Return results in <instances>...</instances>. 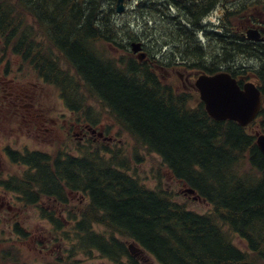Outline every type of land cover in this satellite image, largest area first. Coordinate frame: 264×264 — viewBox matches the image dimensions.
Instances as JSON below:
<instances>
[{"label":"trees","instance_id":"1","mask_svg":"<svg viewBox=\"0 0 264 264\" xmlns=\"http://www.w3.org/2000/svg\"><path fill=\"white\" fill-rule=\"evenodd\" d=\"M170 1H138L136 17L145 29L140 37L151 47L139 62L125 43L139 38V27L117 19L116 0H0V62L19 58L57 89L69 111L88 115L91 104H97L134 150L158 156L164 171L206 200L211 212L200 214L179 204L160 178L155 189L147 188L129 173L128 161L119 160L120 151L107 146L80 147L78 157L20 158L34 172L33 185L19 192L28 205L42 196L69 211L63 224L54 212L46 215L56 233L63 231L65 239L73 235L71 252L97 253L118 263L129 252L117 234L159 264H264V155L254 135L235 122L212 120L195 92L174 89L157 72L160 65H172L173 56L179 66L208 75L235 58L242 60L233 49V14H225L228 26L220 39L211 33L207 52L198 36L206 31L201 21L216 0L207 5L197 0L175 12ZM237 1L235 19L264 23V0ZM163 14L166 21L157 24ZM163 46L172 47L166 62ZM244 52L264 73V49ZM68 193L88 200L78 219L69 209ZM94 226L104 227L108 236ZM231 234L244 241L245 251L232 243Z\"/></svg>","mask_w":264,"mask_h":264},{"label":"rangeland","instance_id":"2","mask_svg":"<svg viewBox=\"0 0 264 264\" xmlns=\"http://www.w3.org/2000/svg\"><path fill=\"white\" fill-rule=\"evenodd\" d=\"M138 1L140 0H127L125 2V12L123 15H117V19L119 21L122 20L123 22L131 23L132 28H137L136 26L138 25L139 30L137 29L136 33L139 34V38H135V40L131 39L129 41L125 40V43L130 45L132 41H140L143 39L142 41L147 47V50H145L148 53L149 50H151V47L149 46L150 42L147 39L140 37L143 36L141 33L145 32V29L141 30L143 20L139 16L136 17V7ZM242 1L243 0L239 2ZM235 2L238 1L235 0ZM239 5H235L236 8H238ZM218 15L219 14L214 15V26L217 25V20L219 19ZM161 18L162 20L157 19V24H161L160 21L163 22V20H165V16H162ZM154 23L155 22H149L148 24L152 26ZM235 24L242 26L246 23L235 19ZM200 35L202 39L201 45L206 48L207 52L211 51L213 45L211 35L208 33L207 35L204 33ZM170 49H172V47H170ZM163 52L170 55V53H167L166 49ZM116 54H118V52H116ZM119 55H121V52H119ZM13 60L15 62V72L17 69L29 71L30 74H27H29L28 76L31 78L30 81L32 84L37 86V92L39 93L41 101L45 104L48 115L55 119L57 122L56 129L58 128L59 131H61L56 132L58 138L48 140L47 142H41V140L35 136H24L26 145L30 150L39 149L49 153L50 155H54L58 151H65L69 153L76 152L83 146L91 145L93 149H95L96 146H107L112 151H120L119 160L128 161L130 170L129 173L137 177L147 188L155 189L157 185V178H160L162 184L175 194L174 200L176 202L179 204H185L187 208L197 213L204 214L211 212V206L208 203L193 200L189 195L183 193L185 188L173 180L168 172L164 171V168L160 165L161 161L158 156L148 154L143 150H134L132 142L129 141L125 134L119 133V129L110 121L105 111H103L97 104L92 103L91 110L94 112L93 114L99 117V122H97V124L85 122L84 118L73 115L67 110L63 101L59 98L57 89L45 85L29 68L24 66L18 58H13ZM171 61L173 63L176 62L174 61V58ZM191 70L192 69H189L188 67L179 65H160V69L157 72L159 76L164 77L167 83L169 82L174 89L178 91L189 89L188 92H192L189 86L191 80L180 81L177 77V74H181L184 78L187 77L189 79V77L191 78L192 75L195 74V72ZM84 124H87L90 128V132H87L88 134L83 131L85 136L82 134V126ZM75 125H77L78 128H76L77 126L74 127ZM259 130H262V128L254 126L250 132L254 133ZM69 199L71 201L69 209H72V212L77 214L81 210L80 207L86 205L87 203L86 198L78 194H75L74 197L71 195ZM45 207L47 210H50L52 205L48 202ZM35 210L36 209H33L30 206L28 208H23L21 222L26 236L20 238L16 237L14 253L16 256L15 264H114L99 258L98 255L84 257L76 250L70 252V247L74 242L73 235L67 234L68 239H65V236L62 234L63 231L58 233L61 236V239L58 242L49 244L48 241L51 237L50 224L46 219L41 220L38 214V209L36 210L37 212ZM55 214L59 216L58 218H60L62 224L64 223V220L68 218L62 207L58 208L55 211ZM66 225L67 223H65V226ZM96 229L98 232L103 233L106 236L108 235V232L103 228L97 227ZM35 237H41L40 240H43L44 242L46 241L42 252L39 251V242L35 244ZM231 239L232 243H234V245H236L239 249L246 250L244 241L239 237L231 234ZM69 254L72 258L66 259ZM135 259L138 262L137 264H158L154 258L147 253L138 255ZM123 264H130L129 259H124Z\"/></svg>","mask_w":264,"mask_h":264},{"label":"flooded vegetation","instance_id":"3","mask_svg":"<svg viewBox=\"0 0 264 264\" xmlns=\"http://www.w3.org/2000/svg\"><path fill=\"white\" fill-rule=\"evenodd\" d=\"M206 2L207 0H205L207 5ZM197 3V0H172L170 4L174 10L172 12H175L179 9L178 7H188ZM199 4L201 5L200 1ZM211 4L209 7H211L210 12L212 14L206 25L216 29L212 31L220 35L219 39L222 36L221 30L228 26V19H224L225 14L228 12L233 14L230 27L235 31L233 49L235 54H242V60L235 58V61H231V64L221 67V69L231 71L241 88L246 83H253L259 89L261 109L248 128L263 126L264 131V73L261 66L255 64L254 59L247 58L244 54V51L247 50L250 53L255 51V47L264 49V24L256 26L260 32L258 41H251L245 37V32L250 25L248 24L247 27L246 25L238 26L235 24V0H216L215 3ZM217 14H219V19L217 25L214 26V15ZM241 48L243 51L240 50ZM14 70L15 62L13 59L9 58L7 61L0 62V264H15V232L17 226L23 231L21 228L23 208H28L27 202L29 200L19 190L28 189L33 185L30 181L34 170L22 164L19 161L20 156H30L31 154L47 156L49 154L39 149L30 150L26 145L24 136H35L41 142H47L58 138L56 132L59 131L58 128L56 129L57 122L48 115L45 104L40 99L37 86L31 83L29 74L18 70L16 73ZM180 79L188 80L183 75H180ZM189 86L194 88L192 83H189ZM83 131L90 132L87 124L82 126V134L85 136ZM257 132L262 133L261 130ZM64 154L71 156L77 152L59 151L55 153L61 157H64ZM72 196L74 197L75 194L73 193ZM46 202V197L38 196L32 205L35 207L39 205L41 208V206L46 205ZM55 203L56 205L60 204L57 200ZM33 209L37 210V208ZM41 237H35V244L37 242L43 243V245L40 244V252L46 243V241L40 240Z\"/></svg>","mask_w":264,"mask_h":264},{"label":"water","instance_id":"4","mask_svg":"<svg viewBox=\"0 0 264 264\" xmlns=\"http://www.w3.org/2000/svg\"><path fill=\"white\" fill-rule=\"evenodd\" d=\"M115 12L117 14L125 12L124 0L116 1ZM258 35L256 30L247 32V38L251 40H258ZM130 46L132 53L137 54L139 61L145 58V53L142 52L140 43H132ZM194 86L207 114L216 121L231 120L245 127L255 119L259 112L261 100L257 88L253 84L248 83L243 89H240L235 79L228 73L201 74L196 79ZM256 144L259 151L264 155L263 134L257 135ZM186 192L194 194L189 189ZM129 248L132 250V246Z\"/></svg>","mask_w":264,"mask_h":264},{"label":"bare ground","instance_id":"5","mask_svg":"<svg viewBox=\"0 0 264 264\" xmlns=\"http://www.w3.org/2000/svg\"><path fill=\"white\" fill-rule=\"evenodd\" d=\"M99 3V2H98ZM101 3H102V1H101ZM100 4V3H99ZM103 4V3H102ZM99 6V5H98ZM102 6V5H101ZM174 6V5H173ZM105 9V8H104ZM176 9V8H175ZM171 10H172V8H171ZM179 10V9H178ZM96 11V10H95ZM163 11V10H162ZM165 11V10H164ZM170 12H172V11H170ZM166 13V12H165ZM189 13V12H188ZM157 14V13H156ZM169 14V13H168ZM94 15V14H93ZM182 15V14H181ZM162 16H165L164 14L162 15ZM176 16V15H175ZM192 16V15H191ZM181 17V16H180ZM186 17H188V16H186ZM110 19V18H109ZM194 21H195V19H194ZM193 21V22H194ZM192 22V21H191ZM160 23L162 24L163 22L162 21H160ZM168 23V22H167ZM195 23V22H194ZM181 24H183V23H181ZM166 25H169V24H166ZM173 25H175L174 23H173ZM186 25V24H185ZM144 26V25H143ZM183 26H184V24H183ZM199 26V25H198ZM169 27V26H168ZM174 27V26H173ZM164 28H166V26L164 27ZM170 28V27H169ZM175 29V28H174ZM181 29H182V27H181ZM191 29V28H190ZM194 30V29H193ZM153 31V30H152ZM182 31V30H181ZM164 32V31H163ZM165 32H167V31H165ZM176 32V31H175ZM170 33V32H169ZM168 33V34H169ZM195 33H196V31H195ZM199 33V32H198ZM197 33V34H198ZM206 34L207 35V32L206 31H203L201 34ZM171 34V33H170ZM178 34V33H177ZM192 34V33H191ZM181 35H183V33L181 34ZM188 35V34H187ZM196 35V34H195ZM200 35V34H199ZM155 37H157V36H155ZM162 37V36H161ZM178 37V36H177ZM185 37V36H184ZM196 37V36H195ZM199 37V36H198ZM167 38H169V37H167ZM186 38V37H185ZM207 38V37H206ZM156 39V38H155ZM170 39H171V37H170ZM169 39V40H170ZM196 39V38H195ZM167 40V39H166ZM187 40V39H186ZM198 40V39H197ZM154 41V40H153ZM182 41V40H181ZM166 42V41H165ZM168 42V41H167ZM188 42V41H187ZM132 43H140L141 44V47L143 48L144 47V49H146L147 50V47H146V45H145V43L143 42V41H132L131 42V44ZM172 43V42H171ZM187 44V43H186ZM179 45H180V42H179ZM183 45V44H182ZM166 46H167V44H166ZM186 46V45H185ZM177 47V46H176ZM201 47V46H200ZM160 48H161V46H160ZM175 48V47H174ZM187 48V47H186ZM197 48V47H196ZM166 49V51H167V53H170V47L168 46L167 48L165 47V46H163L162 47V49H161V55L162 56H164L165 57V59H170V56H171V54L169 55H167L166 53H164L163 51ZM185 48H183V50H184ZM193 49V48H192ZM206 49V48H205ZM163 50V51H162ZM172 50V49H171ZM174 50V49H173ZM178 50V49H177ZM197 50V49H196ZM199 50V49H198ZM185 51V50H184ZM179 53V52H178ZM191 53V52H190ZM176 54V53H175ZM174 54V55H175ZM180 54H182V53H180ZM150 56V55H149ZM153 56V55H152ZM174 57V56H173ZM173 57H171L172 59H173ZM225 57V56H224ZM197 58V57H196ZM162 59V58H161ZM151 60V59H150ZM156 60V59H155ZM179 60V59H178ZM182 60V59H181ZM164 61V60H163ZM166 61V60H165ZM169 61V60H168ZM168 61H167V63H168ZM191 61H192V59H191ZM172 62V61H171ZM170 62V63H171ZM188 62V61H187ZM173 65V64H172ZM203 67V66H202ZM135 72V71H134ZM173 109V108H172ZM180 114V113H179ZM188 115V114H187ZM197 116V115H196ZM182 118V117H181ZM212 141V140H211ZM238 182V181H237Z\"/></svg>","mask_w":264,"mask_h":264}]
</instances>
